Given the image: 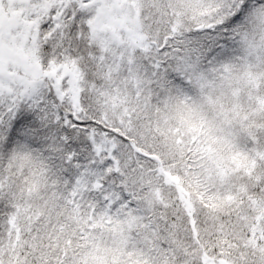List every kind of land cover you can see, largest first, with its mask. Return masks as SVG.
<instances>
[{
  "label": "snow or ice",
  "instance_id": "6c2138e0",
  "mask_svg": "<svg viewBox=\"0 0 264 264\" xmlns=\"http://www.w3.org/2000/svg\"><path fill=\"white\" fill-rule=\"evenodd\" d=\"M0 264H264V0H0Z\"/></svg>",
  "mask_w": 264,
  "mask_h": 264
}]
</instances>
